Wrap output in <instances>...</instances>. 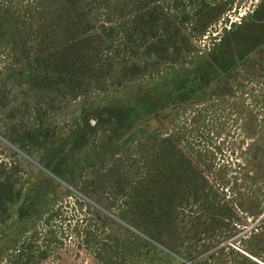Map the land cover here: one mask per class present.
I'll return each mask as SVG.
<instances>
[{"label": "rangeland", "instance_id": "rangeland-1", "mask_svg": "<svg viewBox=\"0 0 264 264\" xmlns=\"http://www.w3.org/2000/svg\"><path fill=\"white\" fill-rule=\"evenodd\" d=\"M264 0H0V264H264Z\"/></svg>", "mask_w": 264, "mask_h": 264}, {"label": "crops", "instance_id": "crops-1", "mask_svg": "<svg viewBox=\"0 0 264 264\" xmlns=\"http://www.w3.org/2000/svg\"><path fill=\"white\" fill-rule=\"evenodd\" d=\"M260 242H262V244L264 245V236L262 237V239L260 240Z\"/></svg>", "mask_w": 264, "mask_h": 264}]
</instances>
